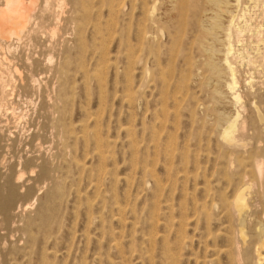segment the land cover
<instances>
[{
	"label": "rangeland",
	"instance_id": "374dc122",
	"mask_svg": "<svg viewBox=\"0 0 264 264\" xmlns=\"http://www.w3.org/2000/svg\"><path fill=\"white\" fill-rule=\"evenodd\" d=\"M145 1L146 4L142 0H126V12L119 13L114 27H109L116 33V40H109L107 49L118 58L113 64H104L102 104L97 101L96 90L80 86L76 89V102L69 105L68 115L74 118L77 130L88 123L89 131H97L104 139V146L99 148L92 134L84 139L81 131L76 133L80 137L77 141H66L69 146L65 154L74 162L65 168L69 177L61 184L59 225L52 229L51 237L38 233L30 264H41L44 246L56 253L54 264H168L165 242L173 236L165 226L167 201L174 204L176 215L181 202L190 215L197 204L202 210L205 202L204 209L213 207L207 210L215 215L219 208L214 203L219 202L221 195L234 196L238 159L262 158L264 0ZM151 7L155 9L148 22L145 11ZM222 7L236 10L238 15L235 28L240 31L238 37L235 34L232 38V61L239 78L248 82L238 86L239 107L233 104L227 86L230 76L224 68L223 52L227 38L222 30L229 17ZM108 11L107 8L106 18ZM114 64L118 66L117 74ZM128 70L132 90L127 88ZM30 108L33 110V106ZM236 108L241 122L236 136L241 144L230 147L221 131ZM86 109L91 115L88 118ZM165 142L172 145L169 154L163 151ZM101 149L107 151L106 163L102 164L98 154ZM77 161L90 170L77 168ZM103 166L106 171L100 176L97 170ZM147 168L153 169L162 184L161 191L156 190ZM206 184L215 193L214 200L203 201ZM42 195L34 197L35 207ZM157 201L162 209L157 226L152 228L151 211ZM117 202L121 210L114 204ZM203 217L190 218L186 228L189 246L178 264H196V258L205 256L199 236L208 231ZM224 221H214L211 229L215 234H223L220 228ZM216 244H224L223 238L218 236Z\"/></svg>",
	"mask_w": 264,
	"mask_h": 264
},
{
	"label": "bare ground",
	"instance_id": "6f19581e",
	"mask_svg": "<svg viewBox=\"0 0 264 264\" xmlns=\"http://www.w3.org/2000/svg\"><path fill=\"white\" fill-rule=\"evenodd\" d=\"M125 1L0 0V264H30L28 261H31L29 259L38 233L51 237L52 229L59 225L58 217L63 203L61 184L69 177L65 168L72 167L74 162H70L65 154L69 146L66 141H77L80 137L76 133L81 131L84 139L92 134L98 147L104 146V139L97 131L90 132L88 123L77 130L74 118L68 115L69 105L76 102V89L80 86L86 90H96L97 101L102 104L106 80L104 64H113L118 58L107 49L109 40H116V33L110 31L109 27L115 24L118 14L124 11ZM142 1L146 4L145 0ZM107 8L109 11L106 18ZM154 9L151 7L145 11L147 21ZM235 11L222 7V12H226L229 17L222 31L227 38L223 51L224 68L230 76L226 84L233 104L239 107L241 95L238 86L247 80L239 78L232 61L235 55L232 38L235 34L238 37L240 31L235 28V20L238 18ZM128 48L131 49V46ZM113 68L117 74V64ZM127 83L128 90H132L130 70L127 71ZM88 102H91V98ZM89 116L90 112L86 109L85 117ZM239 117L237 109L226 120L221 131L222 139L230 147L241 144L236 136L241 124ZM170 148L172 145L166 143L163 151L169 154L172 151ZM105 153L107 151L103 149L98 151L101 164L107 160ZM256 157L238 159L234 196L230 198V195H221L219 202L214 203L219 208L215 215L209 213L213 207L207 208L209 211L204 209L206 202L201 205L202 210H199L197 204L193 215L188 213L185 203L181 202L180 211L176 215L174 204L167 201L168 218L164 225L173 236L165 242L163 252L168 264H178L184 256L189 246L186 228L191 217L199 218L200 215H204L208 231L199 235L203 239L201 242L205 256L202 259L196 258V264H264V150L262 158ZM231 164L234 165L233 161ZM76 166L83 171L90 170L80 161L76 162ZM104 171L105 166L97 170V173L101 176ZM147 172L155 182L156 190L161 191L162 184L155 178L153 169L147 168ZM205 186L206 200L203 201L208 198L214 200L212 188L208 184ZM98 189L97 186L96 192ZM40 194L43 195L35 207L33 199ZM114 204L121 210L118 202ZM161 209L159 202H155L151 211L152 228L159 222ZM223 219L225 221L220 228L223 234H215L211 229L215 225L214 221ZM218 236L223 238L224 244H216ZM55 256L53 250L44 246L41 264H54Z\"/></svg>",
	"mask_w": 264,
	"mask_h": 264
}]
</instances>
